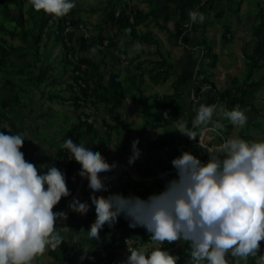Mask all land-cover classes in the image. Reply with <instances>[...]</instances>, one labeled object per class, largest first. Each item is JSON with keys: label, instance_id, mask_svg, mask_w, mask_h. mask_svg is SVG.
Instances as JSON below:
<instances>
[{"label": "clouds", "instance_id": "obj_1", "mask_svg": "<svg viewBox=\"0 0 264 264\" xmlns=\"http://www.w3.org/2000/svg\"><path fill=\"white\" fill-rule=\"evenodd\" d=\"M29 3L35 11L42 10L56 18L76 6L75 0ZM189 18L192 23L204 20L197 11H190ZM195 110L191 128L187 122L178 121L173 131L198 141V147L207 154V162L182 152L171 160L175 176L147 199L120 193L95 195L108 191L99 174L113 171L116 163L109 164L99 151H91L70 138L63 144L69 159L80 165L78 175L87 179L89 199L95 206L96 219L86 239L99 240L100 230L106 224L112 227L123 215L130 220V228H144L156 245L150 252L142 244L127 247L130 254L124 264H177L179 257L161 250L164 242H186L190 264H228V255L247 259L259 252L260 242L264 241V140L229 138L208 147L203 137L207 132L222 134L225 125L221 120L244 127L248 117L238 106L227 110L201 104ZM24 141L23 134L0 132V264H33L36 257L49 248L57 249L64 241L60 232L65 228L58 230L56 222L66 220L67 213L53 209L63 197L71 195L65 175L54 166L41 174L20 150ZM138 143V139L131 143L129 165L141 155ZM68 208L85 215L89 204L74 198ZM260 261L264 264V256Z\"/></svg>", "mask_w": 264, "mask_h": 264}, {"label": "crops", "instance_id": "obj_2", "mask_svg": "<svg viewBox=\"0 0 264 264\" xmlns=\"http://www.w3.org/2000/svg\"><path fill=\"white\" fill-rule=\"evenodd\" d=\"M124 1L128 9L153 10L156 18L149 16L140 24V30H151L162 41V31L166 27L172 34L176 23L184 26L191 23L189 12L197 11V6L201 0ZM78 7L81 8V6ZM84 25L86 26V24ZM109 25L111 24L106 25V29L110 28ZM73 32L76 38L75 45L78 47L82 33L77 30ZM191 38L190 41H194L193 34ZM9 40L16 45H23L24 48H20L12 56V64H9L7 68H0V132L25 135L23 147L26 158L28 162L37 166L41 174L53 167L54 156L63 148L66 132L81 117V119L92 124V129L87 131L80 128V136L77 137L76 143H83L91 151H99L106 162L109 164L115 162L117 165L113 171L107 172L114 173V177L101 176L108 187V191L97 192L95 195L107 196L110 193H120L123 186L130 190L132 186L139 185L137 188L141 189L144 184L150 185L155 180L171 179L175 176V170L166 171L163 175L157 170L155 161L159 159V155L156 151L150 153L145 150L143 141L147 137L155 136L158 132L148 127L144 129L142 117L138 122H135L136 120L127 114L129 105H127L126 99L124 104L113 114L103 103L88 102L85 106L77 107L72 102L68 91V84L71 81L70 68L65 65L63 60L61 43L57 42L53 35H44L36 50L32 49L33 41L31 38L26 42L20 38ZM47 43L49 48L46 47ZM27 45H30L31 48H26ZM99 48L102 49V46L86 51L84 54H92L95 60L103 62V67L107 73L115 72L113 65L116 64L117 66V63H111L113 61L111 53L105 49L98 50ZM100 52H102L101 55H99ZM158 54V59L163 56L171 68L170 76L173 74L176 77L170 84L173 85V81L177 80L181 82L184 89L187 88L186 82L191 83L194 75L195 59L188 54L189 56H183L171 63L166 54ZM121 65L118 64V68H123ZM149 82L154 87L161 84V82L154 83L151 80ZM147 87L150 88V85L146 82L145 90ZM171 87L173 88V86ZM2 100L7 104H2ZM202 100L204 99L198 96L193 101H189L188 114L196 115L195 109L200 104H205ZM7 129H11V132H8ZM107 132H110V135H107ZM153 132L155 133L153 134ZM218 137L213 132H207L203 137V143L208 147L218 146L220 145L217 143ZM136 139L139 140L137 147L141 150V155L134 164L129 165L127 161L131 155V143ZM201 155H204L202 162H207L208 157L204 150H201ZM79 171L80 165L78 163L75 162L70 165L66 184L71 195L63 197L53 209L54 212L63 211L67 213L66 220L58 219L56 222L58 230L65 228L64 231L60 232L64 241L57 249L49 248L43 255L36 257L44 264H87L84 260L85 252H92L98 257L104 258L109 251L107 244L112 238L111 232L100 231L99 240L86 239L87 231L96 219V213L95 206L91 204L89 199L91 190L88 188V181L78 175ZM74 198L81 202H88L89 211L87 214L80 215L69 210L68 205ZM117 223L118 220L114 224L113 233L119 235L121 228L117 227ZM181 244V241H176L174 246H181ZM142 245L145 248V246L153 245V242ZM129 254L125 247L116 248L114 251V256L120 259L127 258Z\"/></svg>", "mask_w": 264, "mask_h": 264}, {"label": "trees", "instance_id": "obj_3", "mask_svg": "<svg viewBox=\"0 0 264 264\" xmlns=\"http://www.w3.org/2000/svg\"><path fill=\"white\" fill-rule=\"evenodd\" d=\"M226 3L231 2L235 4V8H239L242 0H201L197 6V12L207 16L210 10L215 7L216 2ZM27 7L25 8V4ZM230 10V9H229ZM99 12L102 16L94 34H89L87 38L80 37L78 47L73 43L68 46L64 39L67 37L72 41L73 30L65 32L67 20H70L75 26L78 22L85 24L81 19V12ZM0 13L3 18L0 20V68H7L9 64L13 63L11 59L23 45H16L9 39L20 38L26 42L29 38L32 39V49L38 48V43L44 35L55 37V40L61 43L63 47V60L65 65L70 68V77L77 80L74 75V67H78L81 63H85L86 68L82 71L81 79L86 86L82 87L80 93L83 97L84 104L89 103H103L107 106L110 113H115L125 102L127 93L132 92L136 94L142 109V126L143 128H161L155 136L146 138V150L148 152L156 151L159 155L157 167L159 171H172L171 160L178 157L182 152H189L198 157L201 161L204 155H201V148L198 147V141L189 140L186 136H182L179 132L173 131L170 128L176 120L185 121L189 128L192 127V121L196 115L188 114V109L184 101L181 99L183 86L181 82L173 81V91L162 96L159 95H145V74L140 71H133L125 74L123 80L117 78V74L113 71L107 73L103 67V62L94 59L92 54L85 55L84 52L102 46L105 38L106 26L104 24H111L115 28V32L111 37H108V43L102 47L115 48L117 56L125 55L124 49L120 46V41L116 36L120 34H128L132 38H137L154 45L156 52L163 55L160 49L161 40L151 30H140V24L148 19L149 16L156 18L153 10L144 11L142 9H128L124 0H105L103 4L93 7L81 9L74 7L67 15L56 18L45 14L42 10L37 12L29 3V0H0ZM255 23L253 25L254 44L249 51L246 50V45L242 46L245 57V76L239 80L238 77L231 78L230 86L217 88L212 80L211 69L216 66L218 62V55L213 51L212 44L206 41L202 35L201 40V55L196 60V67L193 75L192 90L195 95L204 98L205 105L220 104L227 110H232L233 107H250L256 110L253 99L255 98V91L258 87L264 85V73L261 76L255 77L253 74L259 72L264 67V7L258 5L255 13ZM51 20V21H50ZM12 22L11 26L7 23ZM29 23V24H26ZM104 25V26H103ZM197 23H190L187 26L176 23L174 32L171 34L175 41L187 44L191 39L193 30L196 29ZM202 26V25H201ZM229 26L225 25L223 36L229 39L227 33ZM7 36V37H6ZM28 44V43H27ZM31 48L27 45L26 48ZM98 50H102L99 48ZM68 53H71L75 58V63L68 59ZM208 58L207 61H203ZM140 67V64L137 65ZM108 74V75H107ZM171 74V68L167 65L166 59L162 56L157 61H154L152 68L148 70L149 80L154 83L162 82ZM69 97L72 102L80 107L78 103V96L72 89V83L68 84ZM3 101V100H2ZM2 104H7L5 101ZM222 122V121H221ZM223 123V122H222ZM224 124V123H223ZM225 125V124H224ZM230 125H225L222 134L218 135L217 143L224 142L229 139L226 137V128ZM92 129V124L85 119L79 117L77 123L68 130L65 134L64 141L70 137L80 136L79 129ZM110 135V132H107ZM236 138L246 140L244 128H241ZM247 141V140H246ZM26 157L24 147L21 148ZM59 152V151H58ZM162 154L164 157H162ZM75 163L71 161L70 165ZM158 185L159 192L163 189L165 183H159V180L154 181ZM152 184V183H151ZM143 185V190L138 191L137 187L133 186L130 191H127L123 186L120 193L124 196L135 195L141 199H147L150 195L152 185ZM154 184V183H153ZM117 227H120L119 235L113 233V228L107 224L100 231L111 232L112 238L107 244L109 251L105 258H115L114 251L116 248L124 247V238L132 237L141 244L151 242L149 234L142 227L130 228V220L123 215L118 217ZM170 245L171 243L164 242L162 246ZM139 245H136L137 247ZM134 247V248H135ZM179 254L177 257V264L186 255L190 254V247L185 242L181 248L177 249ZM92 252L84 253V260L89 264L87 258ZM264 256V241L260 242V249L255 257L249 256L243 264H257V258ZM33 264H44L40 259L35 258ZM232 264H240L234 262Z\"/></svg>", "mask_w": 264, "mask_h": 264}, {"label": "rangeland", "instance_id": "obj_4", "mask_svg": "<svg viewBox=\"0 0 264 264\" xmlns=\"http://www.w3.org/2000/svg\"><path fill=\"white\" fill-rule=\"evenodd\" d=\"M103 3L104 0H75V7L81 6V8L86 9L99 6ZM26 5L27 3L25 4V7ZM258 5L264 7V0H242L239 8L237 9L235 8V4H232L231 2L227 1L226 3H223L217 1L215 3V7L210 10L209 14H207V16H204L203 22H197L198 25L196 29L192 32V34L194 35V41H190L186 45L180 43L179 41H175V38H172L170 35V30H168L166 27L165 29H163L164 31H162V41L160 49L164 54L168 56L169 62L171 63L174 62L176 59H181L183 56H187L188 54H190V56L196 61L201 55L200 37H202L203 35L204 38H206V41L212 44L213 51L216 52L218 55V62L216 66L211 69V78L214 81L215 86L217 88L230 86L231 78L233 76L238 77L239 80L243 79L245 76V57L243 54L242 46L245 44L246 50L249 51L254 44L252 30L253 25L255 23L254 13ZM80 15L82 17L81 19L85 21L88 33L94 34L96 32V25L102 18L101 14L99 12L82 11ZM2 18L3 15L0 13V20ZM12 24V22L7 23V25L9 26H11ZM104 25L106 26L107 24ZM225 25L229 26V32L227 33L229 39H225L223 36ZM109 27L110 28L106 29L105 38L111 37V35H113V33L115 32V28H113L112 25H109ZM158 29L160 30L159 27ZM75 39L76 38L73 32L72 41L74 44L76 43ZM116 39L120 41L121 47H123L125 51V55L122 54L120 56H117V52L116 50H114L115 48L113 47H102V49H105L107 52L111 53V57L113 59V61L111 62L112 64H114V62L117 63V66L116 64H114V67H112L117 73L118 79L123 80V77L127 73H131L133 71H142L145 73V81L150 85V88H148V86L145 90V95L154 94L162 96L173 91V88L171 87L172 85L170 84L173 79H176L175 75L173 74L171 76H168L166 80L162 81L161 84H158L155 87L149 82L150 80L149 75L147 73V69H150L153 66L154 61L159 60V54L158 52H156L153 44L148 43L146 41H142L137 38H132L126 33L116 36ZM46 45V47L49 48L48 43ZM101 54L102 52L99 53V55ZM207 60L208 58H204L203 61ZM123 61H126V63H123ZM118 64H122L123 68H118ZM138 64H140L139 68L137 67ZM263 73L264 67L259 72H255L253 76L258 77L261 76ZM192 81L193 77L191 83H189V81L186 82V85L188 87L185 89L183 88V92L181 94V99L186 104L187 109L190 107L189 101H193V99H196L198 97L197 95H195V93H193ZM125 99L127 105H129V111H127V114L132 119L136 120L135 122H138V120L142 117V109L136 94L133 93V91L129 92L127 93ZM202 101L204 102V100ZM253 103L256 107V110L251 109L250 107L241 108L236 105L241 110H243L246 116L248 117L246 125L244 127H235L230 124L228 120H221L225 125H230V127L226 128L225 130L227 138H236L239 134L240 129L244 128V134L247 141L251 142L264 140V85L256 89ZM215 105L221 106L220 104ZM214 119H220V117L214 116ZM178 121L180 120H176L174 124L170 126V128H174V125ZM160 129L161 128H156L154 129V131L158 132L160 131ZM155 132H153V134ZM143 143V148L146 150V138L144 139ZM222 143L223 142H221L220 144ZM157 161H155L156 164ZM157 170L160 169L157 168ZM165 173L166 171H162L161 175ZM166 180L168 179H159V183H165ZM153 183L154 184H151L152 186H154H151L150 195L159 192L158 185L155 184V182ZM137 190L142 191L143 189L137 188ZM181 242V246H174L176 242H173L170 245L168 244L162 246L161 250L168 251L169 254L177 257V255L179 254L177 249L181 248L182 245L185 244L184 241ZM154 247H156V245L154 244L150 246H145V250L150 252L154 249ZM226 260L228 261V264H232L234 262L243 264L246 262L247 259L234 258L231 255H228L226 256ZM179 264H190V254H186L180 260ZM257 264H261L259 257L257 258Z\"/></svg>", "mask_w": 264, "mask_h": 264}, {"label": "built area", "instance_id": "obj_5", "mask_svg": "<svg viewBox=\"0 0 264 264\" xmlns=\"http://www.w3.org/2000/svg\"><path fill=\"white\" fill-rule=\"evenodd\" d=\"M66 23H67V26L65 28L66 33L69 30H73V31L77 30V31H80L82 33V36L84 38L88 37L89 33L86 30V26L84 25V23L78 22L75 26L73 25V23L70 20H67ZM64 41L68 46H71L73 44V41H71L67 37H65ZM102 43H103L102 46L106 45L108 43V39L104 38ZM68 59L70 62L75 63V58L71 53H68ZM85 68H86L85 63H81L78 67L72 68V70L74 69V75H76L78 78H77V80L71 79V81H70L72 83V89H73L74 93L78 96L77 101L81 106H85V105H83L84 100H83V97L80 93L81 88L86 86L85 82L81 79L82 71ZM70 139H72L74 143L77 142V139L75 137H70ZM20 150L22 151V149H20ZM162 157H164L163 154H162ZM25 159L28 161V159L26 157H25ZM71 161L72 160L69 159V153H68L67 149H65L63 147L62 149L59 150V152H57L55 154L54 159H53V166L58 168L59 170H61L64 173L65 178H67L68 170H69ZM99 175L100 176H107V177H114L115 176L114 173H100ZM124 245H125L124 246L125 249L127 250V247L134 248L136 245H141V243L132 237H125L124 238ZM87 260H88L89 264H124L126 258H123V259H120L117 257H115V258H105V257L101 258V257H98L96 254L91 253V254H89Z\"/></svg>", "mask_w": 264, "mask_h": 264}]
</instances>
